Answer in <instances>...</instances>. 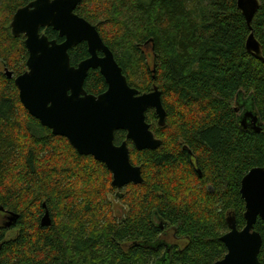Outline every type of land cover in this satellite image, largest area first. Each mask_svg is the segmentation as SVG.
Masks as SVG:
<instances>
[{"label": "trees", "instance_id": "obj_1", "mask_svg": "<svg viewBox=\"0 0 264 264\" xmlns=\"http://www.w3.org/2000/svg\"><path fill=\"white\" fill-rule=\"evenodd\" d=\"M32 0H0V264H213L226 253L220 236L232 215L245 225L242 177L264 166V63L245 47L250 32L236 0H81L74 12L95 26L128 84L139 93L157 86L165 110L146 122L161 141L137 150L126 132L129 159L143 181L118 192L106 166L79 154L19 100L14 78L26 70L24 35H12L14 12ZM251 29L264 56V0ZM48 39H63L51 27ZM70 64L87 58L86 42L68 50ZM98 95L106 83L89 69L83 84ZM239 98L237 100V95ZM246 98H242L243 96ZM250 99L260 132L243 129L236 102ZM122 188V189H123ZM125 199L113 218L107 196ZM45 204V207H43ZM45 208L51 225L41 226ZM16 220L7 226L9 216ZM61 215L60 223L56 222ZM172 230L184 244L168 243ZM16 230L13 237L7 233ZM254 230L262 244L264 221Z\"/></svg>", "mask_w": 264, "mask_h": 264}, {"label": "water", "instance_id": "obj_2", "mask_svg": "<svg viewBox=\"0 0 264 264\" xmlns=\"http://www.w3.org/2000/svg\"><path fill=\"white\" fill-rule=\"evenodd\" d=\"M80 1L32 0L14 12L11 33L24 35L28 52L26 70L14 78V84L28 113L54 135L65 137L79 154L102 162L112 175L111 185L119 190L128 184H140L143 179L140 167L130 162L127 142L114 144V132L125 131L137 150L155 149L161 141L150 130L145 112L154 109L159 126L164 125L166 114L157 86L139 93L128 84L95 26L74 12ZM236 5L250 29L246 50L264 63L261 45L250 26L259 2L236 0ZM45 27L57 31L63 40L48 39L41 32ZM82 41L86 42L89 56L73 66L68 50ZM89 69H98L107 85L98 95L84 90ZM4 71L8 78L12 77L10 70ZM238 122L246 130L262 129L253 107L243 110ZM240 194L244 200L245 225L238 229L234 217H227L228 231L220 236L226 253L213 264H260L262 237L254 230V224L257 218L264 221V166L253 167L242 177ZM16 218L17 215L11 214L7 226ZM40 224L51 225L46 208Z\"/></svg>", "mask_w": 264, "mask_h": 264}, {"label": "rangeland", "instance_id": "obj_3", "mask_svg": "<svg viewBox=\"0 0 264 264\" xmlns=\"http://www.w3.org/2000/svg\"><path fill=\"white\" fill-rule=\"evenodd\" d=\"M1 11V9H0ZM2 62L0 60V70H2ZM242 98H246V96L244 95ZM240 100L239 98V94L237 95V100ZM237 106H242L243 110H249L253 107L252 105V101L250 99L247 100H241L239 102H236ZM239 114L241 112V107H239ZM125 188H121L118 192H125L126 190H124ZM115 192H113V194H109L107 196V201L110 202V210H108V214L109 212L111 213L113 218H117V219H122L125 216V213L127 211V204H126V200L125 199H118V197L115 196ZM60 219H61V215L59 214L58 217L56 218V222L60 223ZM10 220H8L9 222ZM16 230H11L10 232L7 233V237H13L15 235ZM163 239L165 241H167L168 243H177L179 245H183L184 244V240L183 239H177L176 237H174L172 230H168L166 232L165 235H163Z\"/></svg>", "mask_w": 264, "mask_h": 264}, {"label": "flooded vegetation", "instance_id": "obj_4", "mask_svg": "<svg viewBox=\"0 0 264 264\" xmlns=\"http://www.w3.org/2000/svg\"><path fill=\"white\" fill-rule=\"evenodd\" d=\"M24 39H25V37H24ZM61 42V41H60ZM100 54V53H99ZM6 67L4 66V65H2V70H0V72H5L4 71V69H5ZM7 69V68H6ZM242 111H243V108H241V112H240V114L242 113ZM166 233H164V235H165Z\"/></svg>", "mask_w": 264, "mask_h": 264}]
</instances>
